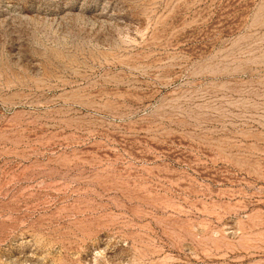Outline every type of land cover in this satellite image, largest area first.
I'll return each instance as SVG.
<instances>
[{
    "label": "rangeland",
    "instance_id": "374dc122",
    "mask_svg": "<svg viewBox=\"0 0 264 264\" xmlns=\"http://www.w3.org/2000/svg\"><path fill=\"white\" fill-rule=\"evenodd\" d=\"M0 264H264V0H0Z\"/></svg>",
    "mask_w": 264,
    "mask_h": 264
}]
</instances>
